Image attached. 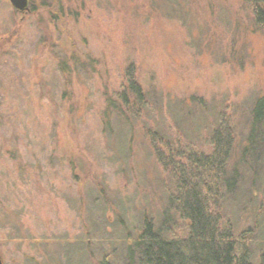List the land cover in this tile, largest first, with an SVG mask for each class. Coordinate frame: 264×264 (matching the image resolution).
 I'll list each match as a JSON object with an SVG mask.
<instances>
[{
    "label": "rangeland",
    "instance_id": "1",
    "mask_svg": "<svg viewBox=\"0 0 264 264\" xmlns=\"http://www.w3.org/2000/svg\"><path fill=\"white\" fill-rule=\"evenodd\" d=\"M129 66L148 105L125 118L106 100ZM263 96L251 0H28L22 11L0 0V264L122 261L128 231L143 211L162 219L174 181L147 131L204 148L221 115L235 137L226 177L236 175L222 212L234 232L257 221L260 264L264 128L246 138Z\"/></svg>",
    "mask_w": 264,
    "mask_h": 264
},
{
    "label": "trees",
    "instance_id": "2",
    "mask_svg": "<svg viewBox=\"0 0 264 264\" xmlns=\"http://www.w3.org/2000/svg\"><path fill=\"white\" fill-rule=\"evenodd\" d=\"M251 2L253 21L264 30V0ZM125 80V88L116 94L118 102L113 98L106 101L110 108L126 118L127 113L139 115L147 107L148 98L132 66L127 68ZM251 113L246 138L249 144L262 137L264 96L256 99ZM232 128L230 116L221 115L204 148L158 137V133L148 130L157 163L174 178L167 193V207L158 222L143 211L140 224L132 232L128 231L129 242L122 261L113 253L111 256L101 253L95 264H253L249 235L257 221L234 232L222 212L224 196L230 185L234 186L231 180L235 181L236 177L233 175L230 181L226 177L235 140ZM169 208L185 222L183 231L174 230L175 222V226L169 224ZM76 258V264H94L88 255ZM259 258L260 264H264V250Z\"/></svg>",
    "mask_w": 264,
    "mask_h": 264
},
{
    "label": "water",
    "instance_id": "3",
    "mask_svg": "<svg viewBox=\"0 0 264 264\" xmlns=\"http://www.w3.org/2000/svg\"><path fill=\"white\" fill-rule=\"evenodd\" d=\"M13 8L17 10H25L27 8L28 0H9Z\"/></svg>",
    "mask_w": 264,
    "mask_h": 264
}]
</instances>
